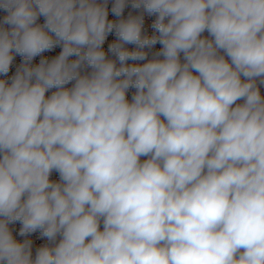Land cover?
<instances>
[{"label": "clouds", "instance_id": "clouds-1", "mask_svg": "<svg viewBox=\"0 0 264 264\" xmlns=\"http://www.w3.org/2000/svg\"><path fill=\"white\" fill-rule=\"evenodd\" d=\"M0 264H264V0H0Z\"/></svg>", "mask_w": 264, "mask_h": 264}]
</instances>
